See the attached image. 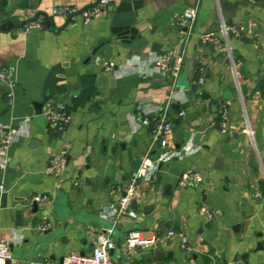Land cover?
Here are the masks:
<instances>
[{
    "label": "crops",
    "instance_id": "0c3cea01",
    "mask_svg": "<svg viewBox=\"0 0 264 264\" xmlns=\"http://www.w3.org/2000/svg\"><path fill=\"white\" fill-rule=\"evenodd\" d=\"M92 1L0 0V68L15 80L12 104L0 82V130L28 118L27 135L0 168V241L12 263L89 253L112 227L113 264H155L153 244L126 247L130 231L155 237L162 264H264V0H142L131 42L111 33L120 0H108L98 16L77 15L56 31L66 16L54 7ZM195 4L192 27L178 25V14ZM38 12L50 27L40 14L43 28L23 31ZM222 21L238 34L214 32ZM163 55L183 58L174 81L162 71L170 61L157 67ZM167 104L168 147H151L140 118ZM56 106L70 117L62 129L43 115ZM62 149L67 164L51 174ZM146 158L153 176L137 180L136 199L116 217L124 186ZM187 170L203 181L179 187ZM42 222L46 230L37 229Z\"/></svg>",
    "mask_w": 264,
    "mask_h": 264
},
{
    "label": "built area",
    "instance_id": "2783aa9c",
    "mask_svg": "<svg viewBox=\"0 0 264 264\" xmlns=\"http://www.w3.org/2000/svg\"><path fill=\"white\" fill-rule=\"evenodd\" d=\"M108 3V0H101L100 3L89 10L84 11L81 15L85 20L93 16H98L104 5ZM197 4L186 7L182 12H180L176 18L177 24L187 28L188 30L192 27V24L197 16ZM77 8L72 6H56L52 9V14L67 16L73 13ZM44 26L43 18H39L34 21L27 22L23 24L22 30L27 32L34 29H41ZM220 33L227 39L229 33L235 35L238 34L237 30L228 27L223 21L220 23ZM210 38V34L204 36V40ZM163 59L170 61V65L167 67H162ZM182 56L176 55L170 58L169 56H159L157 60V67L164 68L163 72H166L167 76L174 81L181 70ZM106 69H109L107 67ZM202 79L199 78V82ZM0 82L5 86V95L7 102L9 104L13 103L14 100V87L15 80L13 79L9 68H0ZM169 105H166L164 110L161 112H153L150 115H144L140 118V124L150 128L151 142L150 146L154 147L157 145L161 149H166L168 147L166 134L172 128V122L167 118V109ZM43 115L47 122L56 129H62L65 124L69 122V115L61 106H56L55 108L49 109L43 112ZM179 115H184V112H179ZM223 127L227 126L226 115L222 113ZM249 133L251 131L248 129ZM28 133V118L23 120L20 127H7L0 130V168L4 169L8 165V149L10 145L17 141L20 137L27 135ZM168 152L163 153L162 157L167 155ZM67 150H60L51 160L49 171L51 174H60L66 164H67ZM155 165L153 161L149 159H144L138 166L136 172L132 175L130 180L123 188V194L118 199L115 208L116 217L122 216L127 213L132 202L136 199L137 187L136 183L139 178L146 176H153ZM203 181L201 174L196 170H187L182 172L177 178V185L179 187H187L189 185L199 184ZM3 189V185L0 184V190ZM46 197L44 195H35L33 200L36 202L44 200ZM49 227L46 223H40L37 226L38 230H46ZM113 228H103L95 237V242L92 245L89 253H77L72 252L66 255L62 260H31L27 264H113L110 252L114 247V240L112 238ZM169 236L174 235L173 231L168 232ZM154 236H142L137 231L128 232L125 240L126 247L131 249L137 246H145L147 244L155 245ZM0 264H15L12 263V255L9 249V244L5 241H0ZM237 264V263H231Z\"/></svg>",
    "mask_w": 264,
    "mask_h": 264
},
{
    "label": "water",
    "instance_id": "95a60500",
    "mask_svg": "<svg viewBox=\"0 0 264 264\" xmlns=\"http://www.w3.org/2000/svg\"><path fill=\"white\" fill-rule=\"evenodd\" d=\"M100 1L101 0H94L86 4L82 8L77 9L75 12L68 14L66 16L64 24L56 28V31L61 30L75 16L81 15L84 11L89 10L93 7H96L100 3ZM142 4H143L142 0H120L117 6L115 7L114 12L110 18L111 33L117 35L118 38L126 42H131L132 40H134L137 34V28L134 26V24L136 23V16H137L136 11L142 6ZM40 14L45 16L46 25L47 27H50L49 17L43 12H38L34 16V18H31V21L35 20L37 16H39ZM219 30H220V27L216 26V28L213 31L218 32ZM228 36L230 37V34H228ZM193 66H194L193 61H187L185 63V70L189 72L190 79H193L194 77V74L192 72ZM258 88L264 97V82L260 83L258 85ZM260 247L263 248L262 245ZM164 255L165 253H163V251L161 250L160 243H156L154 245V248L152 249V257L156 261L155 264H162Z\"/></svg>",
    "mask_w": 264,
    "mask_h": 264
}]
</instances>
